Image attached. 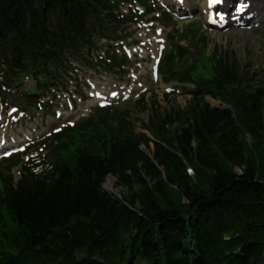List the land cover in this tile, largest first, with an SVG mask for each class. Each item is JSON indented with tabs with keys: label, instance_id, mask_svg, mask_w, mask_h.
<instances>
[{
	"label": "trees",
	"instance_id": "16d2710c",
	"mask_svg": "<svg viewBox=\"0 0 264 264\" xmlns=\"http://www.w3.org/2000/svg\"><path fill=\"white\" fill-rule=\"evenodd\" d=\"M126 1L155 12L147 0H0V98L48 113L24 81L49 91L93 53L121 75L127 56L95 52L125 40ZM158 70L191 99L146 132L125 104L97 107L41 143L47 159L0 162V264H264V88L235 57L175 43ZM133 106L152 110L144 96Z\"/></svg>",
	"mask_w": 264,
	"mask_h": 264
},
{
	"label": "rangeland",
	"instance_id": "374dc122",
	"mask_svg": "<svg viewBox=\"0 0 264 264\" xmlns=\"http://www.w3.org/2000/svg\"><path fill=\"white\" fill-rule=\"evenodd\" d=\"M147 1L156 10L155 13L145 14L146 8L134 2L121 3L119 14L133 18L121 32L125 40L114 43L113 47L106 46L103 41L95 52L98 60H105L113 54L127 56L129 63L121 75L107 73L102 64L99 65L93 58V53L89 61L91 66L74 60L73 69L63 74L60 85L50 92L34 89V82L30 79L24 82L21 87L24 93L37 94L38 98L50 101L48 113L41 109L21 111L11 105L14 104L12 99L0 100V147L9 146L0 152V160L9 156L20 157L28 163L47 159L50 147L41 143L54 130L91 117L103 100H99L101 96L111 98L117 95L119 99L112 100V104L122 103L130 108L137 133L146 132L141 127L142 122L147 123L152 117H162L166 112L184 107L191 96L178 84L165 83L158 72L155 75L160 59L170 51L173 43L187 49L194 58H201L202 52L209 55L211 51L216 55L235 57L252 77L253 85L264 88L263 6L256 11L249 9V18L239 24L216 29L206 24L207 0H186L179 7L171 2L175 8L168 6L165 0ZM244 1L246 5H256V0ZM229 4L231 11L235 9V0H229ZM163 12H167L170 18L164 19ZM232 22L228 20V23ZM187 87L192 89L189 85ZM127 93L129 96L124 97ZM142 96L146 103L152 105V110L133 106ZM206 100L212 106L221 105L220 101L208 97ZM9 152L12 153L7 156ZM12 174L18 181L19 167L14 168ZM103 187L117 196L125 193L112 176L107 177Z\"/></svg>",
	"mask_w": 264,
	"mask_h": 264
},
{
	"label": "bare ground",
	"instance_id": "6f19581e",
	"mask_svg": "<svg viewBox=\"0 0 264 264\" xmlns=\"http://www.w3.org/2000/svg\"><path fill=\"white\" fill-rule=\"evenodd\" d=\"M207 2H208V0L206 1V8H207ZM259 6H263V8H264V0H256V5H254V6L250 5L249 9L251 11H256V8H258ZM204 8H205V6H204ZM249 9H248V11H249Z\"/></svg>",
	"mask_w": 264,
	"mask_h": 264
},
{
	"label": "water",
	"instance_id": "95a60500",
	"mask_svg": "<svg viewBox=\"0 0 264 264\" xmlns=\"http://www.w3.org/2000/svg\"><path fill=\"white\" fill-rule=\"evenodd\" d=\"M9 264H25V263H22L20 262L18 259L16 258H12L10 261H9Z\"/></svg>",
	"mask_w": 264,
	"mask_h": 264
}]
</instances>
